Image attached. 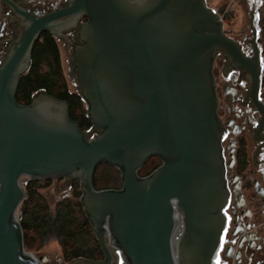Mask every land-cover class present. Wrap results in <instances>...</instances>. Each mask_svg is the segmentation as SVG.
<instances>
[{"label": "water", "instance_id": "1", "mask_svg": "<svg viewBox=\"0 0 264 264\" xmlns=\"http://www.w3.org/2000/svg\"><path fill=\"white\" fill-rule=\"evenodd\" d=\"M64 1L39 15L23 8L24 1L0 0L22 29L0 65V264L47 262L25 251L16 216L26 197L24 178L64 179L59 192L80 183L103 259L68 264H217L229 193L213 71L223 51L227 69L250 73L257 97L262 65L255 8L250 59L207 0ZM73 31L80 44L69 39ZM43 33L72 45L67 52L59 42L69 89L88 107L93 128L87 134L64 101L40 92L28 106L17 102ZM152 157L162 166L140 177ZM102 164L120 171L121 189H95Z\"/></svg>", "mask_w": 264, "mask_h": 264}, {"label": "flooded vegetation", "instance_id": "2", "mask_svg": "<svg viewBox=\"0 0 264 264\" xmlns=\"http://www.w3.org/2000/svg\"><path fill=\"white\" fill-rule=\"evenodd\" d=\"M15 1H24L23 8L39 15L56 11L66 4L64 0ZM10 16L16 17L0 2V65L10 52L12 40L17 39L22 30ZM67 35L74 44L81 43L76 31ZM261 36L258 34L257 47L262 71L255 99L249 72L242 67L227 69L228 60L223 51H218L215 60L213 74L218 118L225 133L221 150L229 193L228 204L222 212L227 222L217 264H264V44ZM252 40L253 36L238 41L244 56L250 59L256 54ZM60 41H64L67 52L72 50L71 44ZM70 76L75 78L71 71ZM153 158L154 172L162 162L159 157Z\"/></svg>", "mask_w": 264, "mask_h": 264}, {"label": "trees", "instance_id": "3", "mask_svg": "<svg viewBox=\"0 0 264 264\" xmlns=\"http://www.w3.org/2000/svg\"><path fill=\"white\" fill-rule=\"evenodd\" d=\"M40 92L66 102L71 119L83 132L93 128L84 109V100L79 94L69 90L59 44L48 33H43L34 46L30 69L22 76L18 87L17 102L19 105L28 106L34 95ZM154 169L153 163V168L147 175ZM50 182L30 181L24 186L26 197L16 216L21 224L25 251H34L47 240L55 238L63 247L64 259L68 263L78 258L103 259L96 235L83 210L80 183H71L74 199H61L53 209L41 193L42 189L49 187ZM93 183L98 191L119 190L122 187L121 173L108 164H102L96 169Z\"/></svg>", "mask_w": 264, "mask_h": 264}, {"label": "rangeland", "instance_id": "4", "mask_svg": "<svg viewBox=\"0 0 264 264\" xmlns=\"http://www.w3.org/2000/svg\"><path fill=\"white\" fill-rule=\"evenodd\" d=\"M229 3L232 4L231 10L229 9L228 12H225V8L229 5ZM207 4L213 11H215L219 15H224L223 22L225 33H227V36H229L230 38L239 42H241L244 37H252V29L250 22L251 13L255 8V27L257 28L258 34L262 35L261 43L264 44V0H207ZM257 20H259V22H257ZM63 71L67 81L64 64ZM84 105V109L85 111H87L88 107L86 103ZM91 130H88L86 134L89 133ZM152 158L149 159L142 167L141 172H139L140 177H146L147 174L153 168L155 158ZM49 181H51L49 187L42 189L41 193L45 195L53 209L61 199L73 198L74 189L72 188L71 184L70 188L59 192L61 189L66 188V186L63 185L64 179H56ZM28 182L30 181L24 178L22 180L23 186H25ZM74 185L75 184H73V186ZM27 253L34 255L38 259L45 257L47 259V262L45 264H68V262H66L64 259V249L60 245L59 241H57L55 238L47 240L42 247L37 248L34 251H29Z\"/></svg>", "mask_w": 264, "mask_h": 264}, {"label": "bare ground", "instance_id": "5", "mask_svg": "<svg viewBox=\"0 0 264 264\" xmlns=\"http://www.w3.org/2000/svg\"><path fill=\"white\" fill-rule=\"evenodd\" d=\"M181 233H182V221H181V218L178 217V228H177V231H176V234L174 237V245H175L176 251H177V247H178V243L180 240Z\"/></svg>", "mask_w": 264, "mask_h": 264}, {"label": "built area", "instance_id": "6", "mask_svg": "<svg viewBox=\"0 0 264 264\" xmlns=\"http://www.w3.org/2000/svg\"><path fill=\"white\" fill-rule=\"evenodd\" d=\"M233 1V0H232ZM231 2V1H230ZM231 3H229V5L225 8V12H228V10L230 9L231 10ZM222 20L224 21V15H220Z\"/></svg>", "mask_w": 264, "mask_h": 264}]
</instances>
